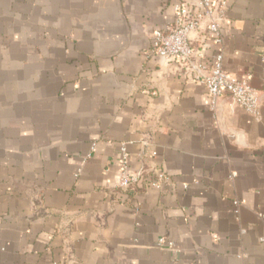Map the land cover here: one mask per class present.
Instances as JSON below:
<instances>
[{"label": "crops", "instance_id": "1", "mask_svg": "<svg viewBox=\"0 0 264 264\" xmlns=\"http://www.w3.org/2000/svg\"><path fill=\"white\" fill-rule=\"evenodd\" d=\"M181 1L0 0V264H264V0L204 53L258 119L147 53ZM123 143L170 181L117 191Z\"/></svg>", "mask_w": 264, "mask_h": 264}, {"label": "built area", "instance_id": "2", "mask_svg": "<svg viewBox=\"0 0 264 264\" xmlns=\"http://www.w3.org/2000/svg\"><path fill=\"white\" fill-rule=\"evenodd\" d=\"M229 11L228 0H183L174 6L175 18L166 29L154 32L148 54L160 57L177 65L180 72L189 75L202 84L215 107L223 98H231L249 115L260 118V100L256 91L247 80L230 74L224 66L222 51L208 63L205 58L207 41L215 45L223 44V25ZM199 35L194 45L193 36ZM121 164L117 175L116 189L128 192L133 188L160 189L170 181L161 170L130 168L128 144L120 146ZM238 206V202H235ZM163 246H173V242L164 238L159 240Z\"/></svg>", "mask_w": 264, "mask_h": 264}, {"label": "trees", "instance_id": "3", "mask_svg": "<svg viewBox=\"0 0 264 264\" xmlns=\"http://www.w3.org/2000/svg\"><path fill=\"white\" fill-rule=\"evenodd\" d=\"M136 189H143V188L135 187V188H133L131 191L136 190Z\"/></svg>", "mask_w": 264, "mask_h": 264}]
</instances>
